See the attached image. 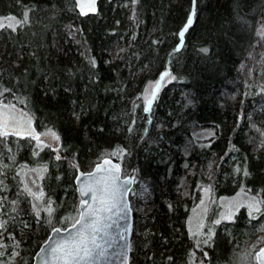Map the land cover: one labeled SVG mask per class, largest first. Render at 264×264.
Returning a JSON list of instances; mask_svg holds the SVG:
<instances>
[{
  "label": "trees",
  "instance_id": "obj_1",
  "mask_svg": "<svg viewBox=\"0 0 264 264\" xmlns=\"http://www.w3.org/2000/svg\"><path fill=\"white\" fill-rule=\"evenodd\" d=\"M120 3L100 0L97 15L82 17L75 0H0V102L61 140L60 158L49 159L27 143L34 138L7 135L4 150L22 162L3 183L21 264L52 231L35 215L76 209L77 173L105 157L153 196L130 264H191V254L195 264H256L264 242L247 247L264 232V0H196L190 25L193 0ZM8 17L22 23L13 31ZM164 72L174 79L146 109L144 89ZM30 155L43 171V206L15 185L33 168ZM205 185L217 198L249 192L261 215L243 205L199 254L186 221Z\"/></svg>",
  "mask_w": 264,
  "mask_h": 264
},
{
  "label": "rangeland",
  "instance_id": "obj_2",
  "mask_svg": "<svg viewBox=\"0 0 264 264\" xmlns=\"http://www.w3.org/2000/svg\"><path fill=\"white\" fill-rule=\"evenodd\" d=\"M118 3H120V0H118ZM120 4H125V7L127 8L130 7V2L128 1H124L123 3H120ZM16 21L18 20H13L9 22L12 23L13 26H17L18 24L16 23ZM260 26L261 27H260V31L258 34L259 40L264 41V19L263 21L260 22ZM173 79H174L173 74H169L165 76L163 80L158 78L156 81H153L146 86L142 94V103L145 106V108L151 109L155 105L162 89L168 86L173 81ZM157 81L160 82V87H159V90L156 92L155 98H153L151 93ZM149 100H151L152 102L150 106H147ZM18 110L23 112L20 109ZM23 113L30 116L26 112H23ZM53 132L54 131L52 130L51 131L49 130L41 131L39 132L38 139H36V137L33 140L29 139L27 143L33 144V146H37L40 152L47 153L49 159L51 157V154L52 156H54V158L56 156L60 157L61 140L60 139L59 141L55 140L52 135ZM204 135H208V134H204ZM7 137L8 136L0 137V221L6 222L5 227L3 229H0V245H3V247H0V264H21L22 263V257H21L22 253H21V248H19L20 243H18L16 239L13 240L12 235L9 233L10 229H12L11 226H13L14 223L16 222H15V219L13 218L14 214L11 213L10 210H7V203L5 202V193L7 189L4 187L3 183L6 180L5 177L9 176V173H11L14 170V168L17 169L19 166H22L21 165L22 162L21 160L17 161L16 159H13L12 157H10L9 153H7V151L4 150L8 146ZM1 147L3 148V150ZM29 149H31V147ZM229 157H228V161H226L227 165L230 164V161L233 160L234 156H231L230 158ZM31 158L35 159L32 157V155H30V159ZM31 167L33 168L28 169L24 173H21V178L19 179L18 183L15 185H16V188L22 187L24 190L27 187L28 189H31L32 193L36 194L35 196L31 195L29 194L28 191L25 190V192L29 196L27 198V202H26L27 204L31 205V203H35L39 206H43V198H44V192H43V186H42L43 171H41V167L38 164L37 159L33 161V164ZM132 173H134V176H135V186L130 194V199H131L132 208L134 212V225H133V229L131 233V253L134 252V247H133L134 240H138L140 238L141 236L140 232L144 228V225L142 226V220L144 219V216L146 215L144 214V210L146 209V207L149 205V203L153 199L150 186L144 180L139 179L135 175V171H130L123 175L124 177H127ZM200 190H201L200 196L199 198H197L194 207L190 208L187 211L188 216H187V221H186L188 228L191 232V235L194 238L193 239L194 249H197V252L199 254L200 252H202L201 249L203 247H206L210 243L214 235L216 225H219L222 222L227 221V220L228 221L232 220L234 216L236 215V213L238 212V210L243 205H247L250 210H252L253 212H257V214H255L256 216L260 217L261 215L260 212L256 211V208H259V211H260L259 201L245 190H242L236 196L223 197V198L221 197L217 198L215 191H213L211 186L205 185L201 187ZM41 192H43V197L38 198ZM79 204H80V198L78 199L76 209L68 211L66 217H63L60 219L52 216V214L49 215L48 211L42 214L35 215L36 219L38 218L36 223L38 222V220L41 221L40 219H42V222L44 223V225L46 224L50 225L51 230H53L56 227L65 229L73 225L75 221L78 219ZM32 215L34 217L33 212H32ZM15 216H17L18 219H22V218L27 217V214L17 213ZM216 221H220V222L216 223ZM27 224L28 222L26 221L25 225ZM132 236L134 238L133 243H132ZM263 242H264V232H263V235L258 236L256 240L247 247V250H249V252H253V249L255 250L256 248H258V246L263 245L264 244ZM259 249H257L256 252ZM253 256H254L253 262L257 264L256 253H254ZM189 257L190 258L188 260V263L195 264L194 254L193 255L191 254ZM202 263L204 264V262H199L198 264H202Z\"/></svg>",
  "mask_w": 264,
  "mask_h": 264
},
{
  "label": "water",
  "instance_id": "obj_3",
  "mask_svg": "<svg viewBox=\"0 0 264 264\" xmlns=\"http://www.w3.org/2000/svg\"><path fill=\"white\" fill-rule=\"evenodd\" d=\"M99 2L100 0H95L94 8H91L89 7L90 0H79V2L78 0H75L76 10L82 17L97 15L99 12ZM81 8H83V12L81 11ZM164 73H162L161 76ZM147 106L150 105L147 104ZM0 109L4 110L6 113L15 114L16 116L20 117L22 121L27 122H22L20 125H14L9 122V136L30 138L37 137L39 135L35 122L30 116L24 114L23 112L14 108L10 104L4 102H0ZM104 161H109V163L104 164ZM97 165H101L103 168H109L115 165H119L120 171L118 184L121 186L123 194L121 197L120 205L116 209H114L111 213L102 214V223L104 225H111V227H105L104 231L99 233L97 238V243L104 245V255L96 257L92 261H83L81 262V264H130L131 230L134 223V213L133 208L131 206L130 194L135 186L134 173L130 174L127 177H123V170L120 162L110 157L103 158L100 162L95 164L91 171H79L75 178V185L80 198L79 215L88 207L87 205L82 204V201L88 200L89 204H92L91 194L85 196L81 192V188L83 187L87 176H81L80 174H88L94 172L96 170ZM103 174L104 173H98V175ZM108 216H111V219H108ZM55 229H59L60 231H54ZM79 229V224H77L75 228L73 227V225L65 229H62L60 227L54 228L50 232V235L47 240L41 245L39 250L36 252L32 264H64L63 260L54 258L51 255L49 249L57 241H65L71 243L76 237ZM261 249H264V246L256 252L257 264H264V258H257V254L260 252Z\"/></svg>",
  "mask_w": 264,
  "mask_h": 264
},
{
  "label": "snow or ice",
  "instance_id": "obj_4",
  "mask_svg": "<svg viewBox=\"0 0 264 264\" xmlns=\"http://www.w3.org/2000/svg\"><path fill=\"white\" fill-rule=\"evenodd\" d=\"M79 2V0H78ZM133 2H137V0H133ZM195 4L196 0H193V12L191 13L188 19V25L192 23V17L195 15ZM95 0H90L89 7L94 8ZM83 12V8H81ZM9 20H14V17H8ZM28 19L27 12L24 13L23 22H26ZM17 24H21L22 21H16ZM3 24H0V27H3ZM8 27L15 30L13 24L9 23ZM187 29L185 28L184 31ZM184 31L180 32V37L183 38ZM205 51H207L205 49ZM168 75V73H164L161 76V80H163L164 76ZM174 78V77H173ZM160 82L157 81L155 87L152 90V97L155 98L156 92L159 90ZM151 100L148 101V104H151ZM11 122L14 125H20L22 122L27 123L26 121H22V119L15 114L6 113L4 110L0 109V137L7 136L9 134L8 124ZM51 131V130H49ZM55 140L59 141L60 137L56 135L54 132L52 133ZM39 137L37 136L36 139ZM58 150V149H57ZM115 155V153H113ZM60 157L57 156V159ZM109 161H104V164H108ZM119 165H115L109 168H103L101 165H97L96 170L92 173L84 174L81 173V176H87L83 187L81 188V192L83 195L88 196L91 194L92 204H89L88 200L82 201V204L87 205L88 207L80 213L79 218L73 224L75 228L77 224L80 225V229L77 232L74 240L69 243L65 241H57L55 242L49 249L51 255L54 258L60 259L64 261V264H81L83 261H92L96 257L103 256L105 253V248L103 244L97 243L98 234L103 232L105 227H111V225H104L102 223L103 213H111L114 209H116L121 202L122 197V189L118 184L119 181ZM98 173H104L103 175H98ZM247 175V172L244 173ZM26 191L31 195H36L31 192V189L26 187ZM43 197V192L39 194L38 198ZM97 205V206H93ZM46 211L51 215L52 209L51 207L47 208ZM256 211H259V208H256ZM111 219V216L107 217ZM220 221H216L219 223ZM5 221H0V229L5 227ZM54 231L59 232V229H55ZM91 245V246H89ZM3 247V245H0ZM257 258H264V249H261L257 254Z\"/></svg>",
  "mask_w": 264,
  "mask_h": 264
},
{
  "label": "bare ground",
  "instance_id": "obj_5",
  "mask_svg": "<svg viewBox=\"0 0 264 264\" xmlns=\"http://www.w3.org/2000/svg\"><path fill=\"white\" fill-rule=\"evenodd\" d=\"M166 73H169V72H166ZM165 77V76H164Z\"/></svg>",
  "mask_w": 264,
  "mask_h": 264
}]
</instances>
